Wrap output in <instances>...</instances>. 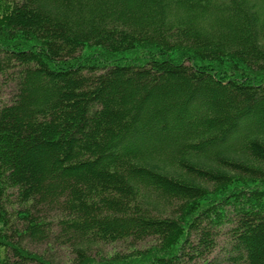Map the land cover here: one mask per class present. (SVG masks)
Here are the masks:
<instances>
[{
  "label": "trees",
  "instance_id": "16d2710c",
  "mask_svg": "<svg viewBox=\"0 0 264 264\" xmlns=\"http://www.w3.org/2000/svg\"><path fill=\"white\" fill-rule=\"evenodd\" d=\"M222 226L264 264V0H0V264H214Z\"/></svg>",
  "mask_w": 264,
  "mask_h": 264
},
{
  "label": "rangeland",
  "instance_id": "374dc122",
  "mask_svg": "<svg viewBox=\"0 0 264 264\" xmlns=\"http://www.w3.org/2000/svg\"><path fill=\"white\" fill-rule=\"evenodd\" d=\"M9 93L12 95V91L5 88L3 90V95L1 97L3 99H7L9 97ZM228 226H222L218 229H215L216 234L214 235V249L209 258L213 260L214 264H240L234 263V260H230V257L226 255L229 253V239L227 238L226 229ZM150 244V240L141 241L136 243V248H143ZM128 242H114V243H106L99 244L94 248L93 253L109 255L116 251L125 252L129 250ZM29 249L39 253H45L44 256L49 259L52 264H72L74 260V253L71 252L67 247H64L60 244H52L50 246L44 245V243H28ZM96 255V254H95Z\"/></svg>",
  "mask_w": 264,
  "mask_h": 264
}]
</instances>
